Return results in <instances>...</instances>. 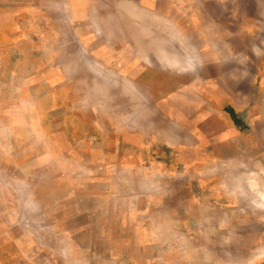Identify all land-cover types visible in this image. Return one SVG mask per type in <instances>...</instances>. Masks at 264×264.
<instances>
[{
  "label": "rangeland",
  "instance_id": "374dc122",
  "mask_svg": "<svg viewBox=\"0 0 264 264\" xmlns=\"http://www.w3.org/2000/svg\"><path fill=\"white\" fill-rule=\"evenodd\" d=\"M0 264H264V0H0Z\"/></svg>",
  "mask_w": 264,
  "mask_h": 264
}]
</instances>
